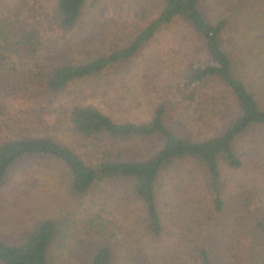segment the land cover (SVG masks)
Listing matches in <instances>:
<instances>
[{"label": "rangeland", "instance_id": "obj_1", "mask_svg": "<svg viewBox=\"0 0 264 264\" xmlns=\"http://www.w3.org/2000/svg\"><path fill=\"white\" fill-rule=\"evenodd\" d=\"M20 2L0 0V11H15ZM32 3L37 51L30 55L18 45L4 48V58L0 57V140L50 136L89 163L116 154L123 159H142L158 146L153 138L86 139L75 134L67 113L74 105L86 103L117 123L146 121L153 108L163 104L164 124L194 140L218 128L223 112L219 110L221 102L212 100L214 91L200 90L191 102L182 101L177 94L175 83L182 67L198 51L195 36L179 21L159 29L131 58L73 81L60 92L45 89L43 75L52 64L83 62L104 54L112 45L124 44L121 42L158 14L160 0H87L70 30L56 25L54 0ZM199 7L209 20L227 14L224 43L235 47L236 54L243 44L251 47L247 50L250 56L255 48L251 57L264 54L257 46L264 45V9L258 0H201ZM257 82L260 87L254 95L264 109L262 82ZM217 90L224 102L229 100L225 92ZM50 117H55L56 126L47 122ZM234 147L241 165L219 168L220 211L213 210L197 180L201 175L197 163L178 162L180 173L173 176L161 170L155 181L161 225L157 236L148 233L140 203L120 181L98 182L76 196L70 193L65 170L58 163L40 157L21 158L0 181V241L16 243L35 224L47 220L55 223L58 231L47 253L50 264H89L90 245L96 239L109 247V264H199L198 246L206 248L209 264H226V246L222 244L236 232L240 239L250 240L257 236L252 219L264 220V130L249 129L237 137ZM187 170L189 174H185ZM184 174L190 177L186 187ZM244 193L250 194L249 214L237 222V228L232 227L234 209ZM90 214H98L105 226L99 234L85 229Z\"/></svg>", "mask_w": 264, "mask_h": 264}, {"label": "trees", "instance_id": "obj_2", "mask_svg": "<svg viewBox=\"0 0 264 264\" xmlns=\"http://www.w3.org/2000/svg\"><path fill=\"white\" fill-rule=\"evenodd\" d=\"M20 1L15 11L14 8L12 11L7 9L6 13L0 11L1 58H4L2 52L7 47L20 45L30 55H34L38 49V31L34 25L36 11L32 0ZM86 1L54 0L56 25L60 29L70 30L78 20ZM160 1L158 14L134 36L121 42L124 44L112 45L104 54L83 62L52 64L43 75L45 89L49 93L60 92L73 81L88 78L112 64L131 58L159 29L179 21L195 36L198 51L195 57L182 67V74L175 83L177 94L182 101L191 102L200 90L214 91L216 96L212 100L221 102L222 108L217 107L223 112L218 128L207 137L194 140L185 134L174 133L164 124L163 104L155 106L151 116L139 123H117L89 103L74 105L67 113V120L71 131L83 138H153L158 146L142 159H123L116 154L89 163L67 144L50 136L27 135L3 139L0 140V181L16 161L25 157L49 159L62 166L66 173L68 189L76 196L85 194L98 182L120 181L126 192L140 203L148 233L157 236L161 225L155 181L161 170H166L171 176L172 173H180L178 162L189 160L201 168V175L197 180L211 201L213 210L222 209L219 168L223 165L238 168L241 162L234 147L237 137L249 129L264 130V109L254 95L256 88L260 87L257 81L262 82L261 90L264 92V54L258 55L257 58L251 57L256 50L252 47L250 56L247 50L251 47L247 44H243L237 54L235 47H227L224 43L228 26L225 12L209 20L199 7L201 0ZM258 1L264 9V0ZM241 7L243 9L242 5ZM262 41L264 44V38ZM259 45L257 46L264 50V45ZM217 88L225 92L229 100L224 102ZM50 119L52 120L47 122L56 126L55 117ZM188 171L185 174H189ZM185 174L182 180L184 187L190 179ZM249 195L244 193L240 196L232 216V227L237 228V222L244 221L246 214H249ZM84 225L88 232L96 234L105 228L98 214L88 215ZM252 226L257 236L253 235L250 240L248 237L240 239L239 233L236 232L222 244L226 246V264H240L242 261L246 264H264V220L255 217L252 219ZM57 232L55 223L43 220L26 231L16 243L0 241V264H50L47 253ZM90 248L89 264L110 263L111 251L104 242L93 240ZM197 258L199 264L210 263L204 246H198Z\"/></svg>", "mask_w": 264, "mask_h": 264}]
</instances>
